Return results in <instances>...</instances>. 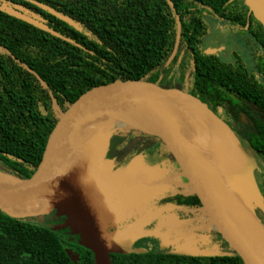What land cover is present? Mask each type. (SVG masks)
I'll use <instances>...</instances> for the list:
<instances>
[{
  "label": "trees",
  "instance_id": "obj_1",
  "mask_svg": "<svg viewBox=\"0 0 264 264\" xmlns=\"http://www.w3.org/2000/svg\"><path fill=\"white\" fill-rule=\"evenodd\" d=\"M51 5L79 21L83 31L51 14L46 15L51 19L48 25L80 46L0 11V172L29 177L36 170L58 119L54 101L65 110L92 87L117 79H144L186 91L215 114L222 106L220 120L240 142L245 138L264 155V122L240 106L244 97L264 109V80L248 70L238 52L226 61L205 53L202 46L211 31L206 17L211 16L242 34L253 55L255 48L264 50V27L249 16L243 0H53ZM191 105L206 119L199 105ZM243 113L248 123L242 120ZM154 144L165 149L155 135L133 134L125 147L111 153L116 159L113 169L132 152ZM165 154L179 169L173 156ZM167 206L172 209L165 211ZM175 206L203 212L190 185L189 195L174 191L158 204L169 215ZM212 226L209 242L215 250L210 255L168 251L144 231L132 241L131 251L110 255L112 264H244ZM59 230L0 210V264H96L93 252L82 243L81 231L73 225H61Z\"/></svg>",
  "mask_w": 264,
  "mask_h": 264
},
{
  "label": "water",
  "instance_id": "obj_2",
  "mask_svg": "<svg viewBox=\"0 0 264 264\" xmlns=\"http://www.w3.org/2000/svg\"><path fill=\"white\" fill-rule=\"evenodd\" d=\"M243 1L249 13L264 27V0ZM33 2L82 31L80 24L70 16ZM0 11L80 46L51 28L43 17L30 14L22 5L0 1ZM177 19L180 28L178 13ZM28 69L34 72L32 68ZM191 103L201 107L206 119ZM111 114L117 118H112ZM131 117L138 118L143 129L126 121ZM107 121L110 124L123 122L125 127L157 136L180 170L174 167L182 178L187 179L188 189L190 185L199 199L205 217L230 249L244 264H264V244L252 235L233 199L234 194L244 203L264 232V224L246 200L242 178L249 158L244 146L205 103L186 91L168 90L144 79H117L99 84L71 102L58 117L41 161L29 177L0 172V210L13 217L31 219L72 201L69 218L62 226L73 225L83 233L82 243L93 252L96 264H112V253L131 251L132 241L141 232L150 234L145 229V221L150 215L126 232L110 233L105 227L115 218L125 216L147 193L140 183L146 172L140 157L133 158L123 171L114 170L116 161L111 162L107 149L98 144L99 134L85 137L92 127ZM219 137L226 146L216 145L214 139L218 141ZM220 151L224 159H221ZM108 169L112 172L110 178L103 181L100 190L94 194ZM169 183L176 182L170 180ZM115 185H123L125 199L120 213L112 215L111 219L109 214L101 212L100 203L104 194ZM67 253L77 262L78 257L73 256V251L67 249Z\"/></svg>",
  "mask_w": 264,
  "mask_h": 264
},
{
  "label": "rangeland",
  "instance_id": "obj_3",
  "mask_svg": "<svg viewBox=\"0 0 264 264\" xmlns=\"http://www.w3.org/2000/svg\"><path fill=\"white\" fill-rule=\"evenodd\" d=\"M223 23L227 26H229L226 22H222L219 20H213V22L210 20V24L214 30H217V26L220 28L225 29L223 26ZM221 35V31L219 33ZM223 34V33H222ZM225 54V53H223ZM188 86V84H187ZM68 106V105H67ZM52 108L59 117L62 112L64 111L57 102H53ZM43 110H46L45 107H42ZM114 125L113 123L110 124V126ZM130 127V126H129ZM219 130V129H218ZM134 133H140L136 130H134ZM127 134H121V136H118L115 138V145L111 147V151L119 150L121 147V142L126 140ZM214 142L218 146H226L225 143L222 141L221 137L215 140ZM221 144V145H220ZM221 148V147H219ZM222 149V148H221ZM220 151V157L221 159H224L222 153ZM224 153V152H223ZM110 153L108 152L107 155ZM135 157H140L141 160L144 161V171L145 172H153L158 167H163L168 165V161L163 158L160 153L158 152L157 148H150L149 150L143 151H134L131 154L127 156L126 162L122 165H119L117 169H120L123 171L126 168V164L132 160ZM247 157L250 159L249 167L247 168L248 171H252L255 166L259 167V169L262 170L264 167V158L261 156L255 154V152L252 149H248L247 151ZM111 162H115V158H109ZM151 160V161H150ZM148 161V162H146ZM224 161V160H222ZM224 163V162H223ZM173 168H175L173 166ZM172 168V169H173ZM171 169V170H172ZM110 169H108L100 182L98 183V187H96L94 194H96L100 188L102 187L103 183L107 181L110 178L111 175ZM169 176V177H168ZM174 180L176 183L173 185H170L169 181ZM104 181V182H103ZM103 182V183H102ZM171 188H170V187ZM115 188V189H114ZM114 188L110 189V191L106 192L101 200L100 203V210L101 212H105L106 214H109L110 218L112 219V215L116 213H120L122 204L125 199V192L123 189V185H115ZM173 188V191H172ZM249 192L251 194H255L257 192L256 188L254 186H249L248 188ZM179 192L182 191L183 193L189 192L188 186L186 182L181 177L179 171L177 168L173 169L170 173V175H167L165 178V186L161 190L154 191V192H147L142 199H139L127 212V214L120 218H115L110 225L105 227V230L110 233H118V232H126V230H130V227L133 228V225L136 223V221L143 215V213L148 209L149 205H152L156 202L157 196L160 195H167L172 192ZM147 200V201H146ZM146 201V203H145ZM72 201H68L61 206L54 208L53 210H50L48 213L43 215H38L36 217H33L30 219L31 222L36 224H42L44 226L50 227L51 229L60 232L59 226L64 224L67 221L68 216L70 215L71 208L73 206ZM250 207L252 209V205L250 204ZM182 210L185 211H195L194 208H182ZM253 210V209H252ZM254 211V210H253ZM198 213V212H197ZM56 214V215H55ZM48 216V217H47ZM67 216V218H66ZM199 221L196 222L193 225V228H186V229H177L175 237L178 240V249L176 251L184 253V254H194V255H210L215 248H212L210 241V235L213 230V226L211 225L209 219L207 216L205 217L204 214L199 210ZM54 219V220H53ZM51 220V221H50ZM189 222V221H188ZM188 224V223H187Z\"/></svg>",
  "mask_w": 264,
  "mask_h": 264
},
{
  "label": "flooded vegetation",
  "instance_id": "obj_4",
  "mask_svg": "<svg viewBox=\"0 0 264 264\" xmlns=\"http://www.w3.org/2000/svg\"><path fill=\"white\" fill-rule=\"evenodd\" d=\"M0 1H6L12 4L22 5L30 12V14H35V15H39L43 17L46 20L47 24H49L51 19L49 20V18H47L46 15L51 14V13H49L47 10L40 7L38 4H36L33 1H37L38 3L48 5L56 9L55 7L51 5L53 0H0ZM248 14L249 16L252 15L250 13ZM206 18L209 22L210 20L212 22L213 20H217L216 18H213L211 16H207ZM77 22L79 23V21ZM219 26H217V30H214L211 26L210 33L208 34V36L205 37L203 45H202L203 49L205 50V53L214 54V55L221 57L223 60L230 61L233 58L234 53L236 51L240 54V56L246 62L248 70L251 71L252 74H254L259 80H264V50L260 47L255 48L254 49L255 53L253 55L251 49L247 45H245L243 35L239 34V32L236 31L232 25L227 26L223 23V26H225L224 27L225 29L223 30ZM245 28L248 30L249 25H247ZM82 31H83V27H82ZM220 31H221V35L219 34ZM240 106L243 109L249 110L250 113L253 112L255 118L258 121L264 122V109H263V106L259 102L257 101L249 102L246 98L241 97ZM223 111L224 109L222 106H217L216 112L218 115L223 116ZM242 120L245 123H248V120L244 113L242 114ZM241 143L244 146L246 153L248 149L249 150L252 149L256 155L264 158V155L257 152L254 148H252V146L249 144V142L245 138L241 139ZM250 162H251L250 159L248 162H246L245 165H247V168L249 167L248 165ZM247 168L245 171L246 174H243V178H242L243 185L246 189V193H245L246 200L248 201V203L252 205L254 213L256 214L258 219L264 224V167L261 170L259 169V167L255 166L251 172L250 171L247 172ZM183 180H186V179L184 178ZM249 186H254L258 192V195L251 194L248 190ZM186 194L189 195V192H186L185 195ZM194 209L195 211L193 212L190 210L185 211V210H182L181 207L175 206V212L178 213L185 220H187V223L189 221L190 222L188 223L189 226L190 225L193 226L196 222L199 221V218H198L199 208H194ZM149 227L151 229H155L156 222H154ZM152 237L159 239L158 237H155V236H152ZM177 249H178L177 246H170L166 248V250L168 251H175Z\"/></svg>",
  "mask_w": 264,
  "mask_h": 264
},
{
  "label": "crops",
  "instance_id": "obj_5",
  "mask_svg": "<svg viewBox=\"0 0 264 264\" xmlns=\"http://www.w3.org/2000/svg\"><path fill=\"white\" fill-rule=\"evenodd\" d=\"M121 134L122 135L127 134V138L125 141L123 139V141L121 142L120 149L125 147V145L128 143L130 137L133 134H138V133H134L133 129L130 127H122L120 123L119 124L115 123L114 125L109 126V128L105 132L99 134L97 138V142L102 146L103 149H107L106 150L107 153L108 152L110 153L108 155L109 158H114V156L111 155V153L114 152L111 151V147L115 145L114 139L117 138L118 136H121ZM151 143L154 142L152 141ZM154 147H156L160 155L168 161V165L163 167H158L155 171L151 173L146 172L143 175L140 183L143 190H146L147 192H153L154 190L158 191L164 188L166 176L170 175L171 171L175 169L173 168V166H175L173 161L170 159L169 156L165 154L166 150L162 147V145L154 144L153 146L152 145L150 146V148H154ZM147 150H149V148ZM126 159L123 161L122 166L124 162H126ZM142 162L144 163L143 160ZM163 196L165 195L157 196L156 202L152 205H149L148 209L136 222L144 221L145 217L150 215V218L147 221H145V229L148 230L150 235L158 237L161 240L162 245L167 248L170 246L178 245V240L176 239V237H174L177 229H186V228L188 229V228H193V226L191 225L189 226L187 224V220L181 219L178 213L175 214V212H173L172 215L171 214L169 215L168 213L163 212L158 207L159 201ZM171 209H172L171 206H167L166 208H164L165 211H170ZM154 222H159L160 225H158L155 229H151L149 226L152 225Z\"/></svg>",
  "mask_w": 264,
  "mask_h": 264
},
{
  "label": "bare ground",
  "instance_id": "obj_6",
  "mask_svg": "<svg viewBox=\"0 0 264 264\" xmlns=\"http://www.w3.org/2000/svg\"><path fill=\"white\" fill-rule=\"evenodd\" d=\"M111 117L117 118V116H115L114 114H111ZM126 121H128L129 123L135 124L136 127H138L139 129H143V127H142L143 124L136 117L127 118ZM109 125H110V122H108V121L107 122H100L99 124L92 127L91 130L86 134L85 137L91 136L93 134L97 135V134L103 133L109 128ZM233 199H234V203L236 204V206L240 210L242 217L244 218V222H245L246 226L248 227V229L250 230L252 235L255 238H257L261 243L264 244V232L256 224V222L254 221V218L250 214L249 210L246 208L244 203L234 194H233Z\"/></svg>",
  "mask_w": 264,
  "mask_h": 264
}]
</instances>
